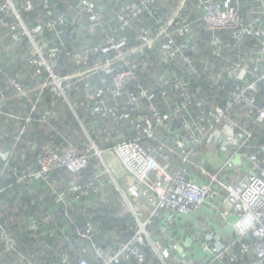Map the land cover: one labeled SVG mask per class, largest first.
I'll use <instances>...</instances> for the list:
<instances>
[{"label":"built area","instance_id":"built-area-1","mask_svg":"<svg viewBox=\"0 0 264 264\" xmlns=\"http://www.w3.org/2000/svg\"><path fill=\"white\" fill-rule=\"evenodd\" d=\"M131 1L125 0L128 5ZM155 1L141 0L139 5L131 4V18H138L145 10L153 13L152 3ZM197 1V8L183 14L187 0H180L174 14L156 34L149 28L139 31L137 38L140 43L132 47H128L127 37L116 38V30H103L104 40L93 48L67 51L68 56L83 65H88L92 54H99L94 65L66 75L55 72L61 49L53 46L45 50L41 36L49 28L61 38L62 27L69 16L56 7L54 17L44 16L33 25H28L20 10L33 11L34 0H23L19 4L17 0L0 2V28L5 26L2 16H13L17 21L10 24L9 34L13 36L14 43L26 35L31 44V54L26 55L25 60L35 66L34 75H41L43 69L49 74L32 89L9 78L17 91L14 98L30 94L37 97L32 111L20 117L19 121L25 122L21 134L26 131V125L33 122H50L53 112L38 117L36 107L43 101L44 90L51 85H56L67 98L66 90L71 87L68 83L72 79L82 78L93 71H105L113 75L114 99L127 95L124 117L132 125V134L127 136L117 132L118 139L114 145L105 149L98 147L90 134L89 147L79 148L70 144L61 149L58 145H46L37 159L36 170L24 172L20 177L22 181L30 178L46 181L56 194L57 203L66 208V216L70 220L73 216L70 210L78 200L80 207L75 209L77 212L83 213L89 206L85 207L87 202L83 200L89 193L83 192L78 174L88 167L91 159L100 161L93 188L102 186L105 177H110L112 171L106 161L108 153H112L111 157L118 159L129 176L134 178L129 187L130 198L116 182L124 211L135 218L132 237L105 247L94 240L95 226L87 221L77 227L76 233L81 241L90 244V248L78 246V243H72L65 237L67 242L58 249L60 264H93L86 257L90 250L98 259V264H119L124 259L142 263L146 260L147 249L164 264H264V102L260 103L256 96L259 84L264 82V0H253L257 6L251 9L250 18H245L242 13L243 0ZM40 3L45 9H49L52 3L54 6L59 4L49 0ZM67 4L74 14L71 16L73 23L86 20L92 30H98L103 21V7L96 0H77L75 4ZM118 18L119 30L123 31L129 20L123 14H118ZM197 28L215 34L225 33L232 40V43L221 38L213 40L211 57L202 61L204 72L212 81V87L207 89L206 94L193 91L194 81L202 76L189 53L201 51L194 43ZM171 34L180 36L183 44L170 38L172 44L167 43L164 58L167 61L176 60L179 64L183 62L188 76L173 71L164 72L156 85L141 84L138 68L148 67L150 63L146 48L152 49L160 38L170 37ZM250 42L254 43L253 49L249 48ZM133 55L137 58L132 59ZM117 62H122L125 69L115 70ZM134 82H139V85L135 92H129L127 87ZM226 88L228 97L224 98L222 91ZM90 97L96 112L108 118L112 112L109 105L111 98H103L99 94ZM6 100V95L0 90V113L5 112L2 104ZM163 106L164 110L161 109ZM12 116L19 118L17 114L12 113ZM159 131L174 138L171 146H157L155 142L158 141ZM205 144L216 151L206 148L201 153L202 158L223 157L216 173L194 159L195 153ZM157 147L161 151L163 147L167 149L160 155L166 166L158 160ZM10 156V150L0 149L3 160H9ZM171 158H174V165L173 161L169 163ZM60 167L72 174L70 192L76 195L59 191L49 180L51 173ZM135 193L146 196L147 202L142 203ZM207 207L211 210L225 209L223 212L220 210V215L234 230L233 236L227 234L225 238L221 232L205 224L191 230L197 217ZM157 221L161 223L158 225ZM53 235L51 231L50 236ZM0 240L3 242L1 263L4 256L18 251V243L1 225ZM72 253L78 254L79 258L71 256ZM19 264L44 262L21 255Z\"/></svg>","mask_w":264,"mask_h":264},{"label":"trees","instance_id":"trees-1","mask_svg":"<svg viewBox=\"0 0 264 264\" xmlns=\"http://www.w3.org/2000/svg\"><path fill=\"white\" fill-rule=\"evenodd\" d=\"M22 1L17 0V3ZM34 1L33 11L20 10L23 20L28 25H33L44 16L54 17L56 7L60 12L69 16V20H66L62 27L64 32L61 38L49 28H46L41 36V41L45 43V50L53 46L61 49L57 56L58 64L55 72L66 75L93 66L99 55L92 54L88 65H83L68 56L67 51L78 52L84 47L93 48L94 45L104 40L103 30H116L117 39L127 37L129 39L128 47L135 46L140 43L137 38L138 32L149 28L153 34H156L174 14L180 0H157L152 3L153 13L145 10L134 20L131 18L133 8L130 6L131 4L139 5L141 0H132L129 5L125 0H96L103 7V21L97 31L92 30L86 20L75 23L71 21V16L73 17L74 14L69 9L67 2L75 4L77 0H49L59 3L57 6L52 3L49 9H45L40 3L43 0ZM198 4L197 0H187L183 14H188L189 10L197 8ZM254 6H257V3L253 0H243L242 13L245 18H250V11ZM118 14H123L129 20V25L123 31L119 30ZM2 19L5 21V26L0 28L2 39H0V90L4 92L7 100L2 104V109L5 112L0 113V149L10 150L11 156L9 160H3L0 157V190H2L0 194V225L14 236L18 243V251L4 256L0 264H19L21 255L43 261L44 264H60L58 249L67 242L65 237H68L72 243H78V246L90 248V244L81 241L76 233L77 227L85 225L87 221L92 222L95 226L94 240L105 247L112 246L117 241L130 239L134 233L136 222L131 213L124 211L121 192L116 189L115 184L108 176L105 177L102 186L93 188V186L95 187L94 176L100 164L99 159H91L88 167L78 174L79 185L83 192L89 193L83 199L87 202L85 207L89 206L83 213L77 212L75 209L80 207V200H78L79 202L75 203L73 209L70 210V213L73 214L72 220L66 216V208L57 203L56 194L46 181L33 178L27 181L20 180L24 172L36 170L37 159L46 145L54 144L64 149L71 144L83 148L87 146L86 141L91 143L88 135L90 134L98 147L105 149L114 145L118 139L116 138L117 132H123L127 136L132 134V125L124 117L127 112V107L124 104L127 95L124 94L116 98L117 100L114 99L113 75L105 71H93L82 78L72 79L68 83L71 87L66 90L67 98L56 85H51L44 90L41 98L43 101H40L36 107L38 117L49 111L53 112L50 115V122H33L26 125V131L21 134V127L25 125V122H20V117H25L32 111L33 102L37 97L30 94L27 97L14 98L17 91L15 86L10 83L9 78L12 77L26 88L32 89L39 85L43 79H47L49 74L43 69L41 75H34L35 66L25 60L26 55L31 54L29 38L24 35L14 43L13 36L9 34V28L10 24L17 20L13 16H2ZM199 30V35L194 37V43L199 46L201 51L189 52L194 57L196 67L202 75L198 81H194L193 91L206 94L207 89L212 87V81L205 74L202 61L204 58L208 60L211 57L213 40L221 38L228 43H232V40L222 32L215 34ZM170 38L180 45L183 44L180 36L171 34L170 37L160 38L152 49L146 48L145 52L150 56V63L148 67L139 66L138 68L141 84L156 85L160 74L163 75L164 72L173 71L179 75L188 76L187 66L183 62L179 64L176 60L167 61L164 58L167 54L165 50L167 43L172 44ZM253 46L254 43L250 42L249 48L253 49ZM230 54L233 55L234 52L230 50ZM131 58L136 59L137 55H133ZM114 67L115 70L125 69L122 62H117ZM138 85L139 82H134L127 87V90L135 92ZM227 90L228 88L222 91L224 98L228 97ZM93 94L111 98L109 105L112 107V112L108 118L96 112L93 101L90 100V96ZM256 96L260 103L264 102V82L259 84V92ZM161 109L164 110L165 107L163 106ZM197 111L195 110V112ZM12 113L17 114L19 118L13 117ZM161 134H163V141L174 142L171 135L165 132ZM108 138L110 139L107 140ZM155 143L159 146L158 142ZM166 150L165 147L162 148V152ZM197 153H195L194 159L198 158ZM262 158L264 160V156ZM49 180L55 184L59 191L71 193L72 196L76 195L70 192L72 174L66 168L55 169L49 176ZM97 189L100 191L97 192ZM160 223L161 221H157L158 225ZM154 228L157 229L158 226L155 225ZM195 228L197 227L191 226L192 231ZM51 231L54 233L53 237L50 236ZM2 248L3 242L0 240V251ZM86 255L93 264H98V259H95L92 250ZM71 256L79 258V255L75 253H72ZM119 264L164 263L147 249L144 262L124 259Z\"/></svg>","mask_w":264,"mask_h":264},{"label":"rangeland","instance_id":"rangeland-1","mask_svg":"<svg viewBox=\"0 0 264 264\" xmlns=\"http://www.w3.org/2000/svg\"><path fill=\"white\" fill-rule=\"evenodd\" d=\"M199 32H200V30L197 28L196 29L197 36L199 35ZM161 133H162V131L161 132L159 131L157 133L158 134V141H156V142L159 143V147H162V144L171 146L172 143H169L167 141H163V138H162L163 137V134H161ZM85 144L89 147L91 143H89L88 141H86ZM203 147H204V145L202 146V148ZM156 150L159 152V155H158L159 162L161 164H163L164 166H166L167 163L164 160H161V158H160V155L162 153L161 149L157 147ZM199 152L200 151L198 149V153ZM106 156L108 158L106 161L108 162V164H109V166L111 168V171H112L111 174H110V180L115 184L116 189H118L117 186H116V182H118L119 185H121L122 188L126 191L127 196L130 198L129 187H130L131 181L134 179L133 176H129L128 172L125 170V168H123L121 166V164H120V162H119L118 159H116L115 157H111V156H113L112 153L111 154L108 153ZM196 159L198 160V158H196ZM172 161H173V165H174V163H175L174 158H171L169 163H171ZM212 162H213V159L212 160H208L205 163L200 162V165L204 166L209 171L216 173L217 172L216 169L219 167V165L218 166L211 165ZM134 202H137V201L134 200Z\"/></svg>","mask_w":264,"mask_h":264},{"label":"crops","instance_id":"crops-1","mask_svg":"<svg viewBox=\"0 0 264 264\" xmlns=\"http://www.w3.org/2000/svg\"><path fill=\"white\" fill-rule=\"evenodd\" d=\"M206 148H210L212 151H216L214 147H211L209 146L208 144H205L203 148H201L198 153V160L205 163L206 161H208L207 159L205 158H202V155L201 153L203 151L206 150ZM211 150H209V154L211 152ZM213 159V162L211 165H214V166H218L222 163V160H223V157H212L211 159L209 160H212ZM205 160V161H204ZM220 209H217V210H211L210 207H207V209H204L202 211V213L197 217V222L195 223V227H204V224L206 226H212L214 229L218 230L219 232H221L224 237L226 238L227 237V234L233 236L234 235V230L232 228H230L229 226H227L225 220L222 219L221 215H220V210H222L221 207H219ZM225 209L222 210V212L224 211ZM219 213V214H218ZM202 224V225H201Z\"/></svg>","mask_w":264,"mask_h":264},{"label":"water","instance_id":"water-1","mask_svg":"<svg viewBox=\"0 0 264 264\" xmlns=\"http://www.w3.org/2000/svg\"><path fill=\"white\" fill-rule=\"evenodd\" d=\"M136 196H138L139 200L142 202V203H145L147 202V197L146 196H143L142 194H139V193H135Z\"/></svg>","mask_w":264,"mask_h":264}]
</instances>
